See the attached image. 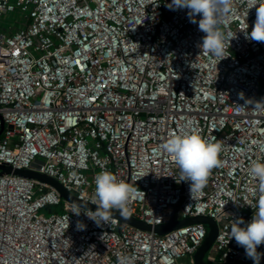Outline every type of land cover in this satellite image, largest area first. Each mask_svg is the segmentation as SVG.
I'll list each match as a JSON object with an SVG mask.
<instances>
[{"label": "built area", "instance_id": "obj_1", "mask_svg": "<svg viewBox=\"0 0 264 264\" xmlns=\"http://www.w3.org/2000/svg\"><path fill=\"white\" fill-rule=\"evenodd\" d=\"M168 2L0 0V19L22 14L0 32V163L54 178L84 202L109 170L135 189L126 215L153 227L210 217L209 261L253 264L229 240L233 219L250 221L261 195L248 170L264 158V106L241 108L239 93L264 100V43L245 35L264 0H232L220 20L235 36L224 59L202 51L198 23ZM191 133L222 145L195 199L163 149ZM55 205L61 213L39 214ZM78 205L48 182L0 174V264H194L208 232L197 222L158 234L114 215L98 227L71 214Z\"/></svg>", "mask_w": 264, "mask_h": 264}, {"label": "clouds", "instance_id": "obj_2", "mask_svg": "<svg viewBox=\"0 0 264 264\" xmlns=\"http://www.w3.org/2000/svg\"><path fill=\"white\" fill-rule=\"evenodd\" d=\"M231 3L232 0H170L166 7L173 11L187 9L190 22L198 23L199 31L205 34L199 47L205 53L224 59L229 56L225 55L227 41L231 38V45V40L235 36L231 33L225 35L220 28V20L230 12ZM253 7L257 8L256 20L250 32L244 30L245 35L249 40L264 43V6ZM239 100L243 101V104H239L241 108L264 106V100L248 98L243 92L239 93ZM163 149L179 170V179L174 176L176 182H188L190 198L195 199L206 187L211 170L220 164L221 143L213 142L196 133L173 134L164 143ZM248 171L250 176L258 180L261 195L255 205L248 204L254 209L250 221L245 222L243 217L233 219L229 243L234 239L238 246L244 248L246 257L251 259L253 264H261L264 252L258 249L264 244V158L257 159ZM94 184L92 199L71 207L69 211L77 217L83 214L99 227L110 222L114 210L125 214V205L135 189L109 170L97 173ZM89 203L97 206L95 211L88 207ZM86 228V223L77 220V230L83 231ZM118 264H125L124 259L118 257Z\"/></svg>", "mask_w": 264, "mask_h": 264}, {"label": "water", "instance_id": "obj_3", "mask_svg": "<svg viewBox=\"0 0 264 264\" xmlns=\"http://www.w3.org/2000/svg\"><path fill=\"white\" fill-rule=\"evenodd\" d=\"M4 129V125L2 124L0 126V136L1 133ZM10 172H14L17 174H21L24 176H28V177H32V178H36L45 182H48L50 184H52L53 186L56 187V189L60 192L61 196L63 198L69 199L72 202L76 203V204H80L81 202H84L82 200H79L78 198H76V196L72 193L67 191L57 180H55L54 178H51L47 175H44L42 173H39L37 171L34 170H27V169H13L12 167L5 165V164H1L0 163V174H4V173H10ZM87 203V202H85ZM88 207L90 208H94L96 209V205H92V204H88ZM114 216L118 217L121 221L130 223L140 229L143 230H152L158 234H165L175 228L187 225V224H191V223H204L207 226L208 232H207V236L205 238V240L203 241V243L199 246V248L197 249V251L195 252L193 258H194V264H207L205 262V256L207 255V253L209 252L215 238L218 232V224L217 222L207 216H194V217H189V218H185V219H180V220H176L174 218L171 219V221L167 224H162V225H157V226H151L149 224H146L145 222L138 220L136 218H133L131 216H128L126 214L122 215L118 210H114Z\"/></svg>", "mask_w": 264, "mask_h": 264}, {"label": "rangeland", "instance_id": "obj_4", "mask_svg": "<svg viewBox=\"0 0 264 264\" xmlns=\"http://www.w3.org/2000/svg\"><path fill=\"white\" fill-rule=\"evenodd\" d=\"M21 20H22V14L18 13V12H13V13L4 15L3 18L0 19V32L4 30L3 28H5L7 30V28H9L10 25L15 26V27H19L20 26L19 22ZM53 212L61 213L62 212L61 205L44 207L39 211V214L48 216V215L52 214ZM205 261H207V263H208V253L205 256ZM182 262L188 264L189 263V257L187 256V257L183 258Z\"/></svg>", "mask_w": 264, "mask_h": 264}, {"label": "crops", "instance_id": "obj_5", "mask_svg": "<svg viewBox=\"0 0 264 264\" xmlns=\"http://www.w3.org/2000/svg\"><path fill=\"white\" fill-rule=\"evenodd\" d=\"M6 31H9V29H7ZM205 262L207 263V261H205ZM207 264H214V263L210 262L209 259H208V263Z\"/></svg>", "mask_w": 264, "mask_h": 264}]
</instances>
